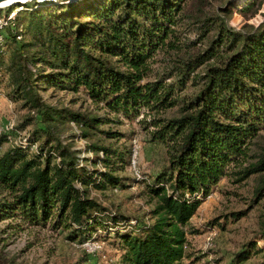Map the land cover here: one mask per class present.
<instances>
[{"label": "trees", "instance_id": "trees-1", "mask_svg": "<svg viewBox=\"0 0 264 264\" xmlns=\"http://www.w3.org/2000/svg\"><path fill=\"white\" fill-rule=\"evenodd\" d=\"M52 1L22 3L29 18L21 30L8 27L4 34L14 13L0 18V68L9 76L8 95L21 101L22 107L37 110L44 124L33 136L45 137L33 154L25 145L0 154V187L12 196L0 201V220L20 214L31 223L51 219L56 226L84 233L98 223L95 214L102 209L89 196L91 187L123 185L115 172L123 167L127 152L91 144L94 151L103 152L96 163L104 169L90 172L50 134L51 122L62 117L84 127L86 137L94 131L117 137L118 132L99 128L109 118L44 104L38 93L40 82L44 88L82 93L130 119L141 111L148 114L143 129L150 139L165 145L169 155L168 165L147 185L156 198V218L152 224L131 226L117 235L125 264H177L185 241L179 226L202 202L197 196L184 197L185 192L202 191L204 197L211 184L241 166L234 174L237 181L252 175L258 179L250 205L264 195V142H252L264 127V20L249 30H233L219 18L214 38L209 37L211 19L200 21L198 40L207 44L195 50V43L180 42L178 34L187 0H79L55 18L49 11L61 3ZM17 33H29L31 40L14 47L5 62L2 55ZM156 53L176 55L173 65L151 72L149 63ZM39 60L51 70L32 71L30 65ZM189 85L199 86L187 96ZM8 135H1L0 143ZM252 143L258 149L254 160L248 161ZM245 214L235 211L229 217ZM111 219L119 220L116 215ZM255 246L250 243L248 249L238 251L230 264L244 262Z\"/></svg>", "mask_w": 264, "mask_h": 264}, {"label": "rangeland", "instance_id": "rangeland-1", "mask_svg": "<svg viewBox=\"0 0 264 264\" xmlns=\"http://www.w3.org/2000/svg\"><path fill=\"white\" fill-rule=\"evenodd\" d=\"M76 1L79 0H55L61 5L49 12L55 18ZM3 6L0 8V18L14 13L11 23L4 28V34H7L8 27L10 31L21 30L22 23L29 18L27 8L22 4L17 7ZM183 10V21L178 26L180 42L195 43V50L204 49L207 44V40H198L200 21L208 22L211 19L209 37L214 38L217 32L215 24L221 22L219 18L233 30H249L264 20V0H187ZM14 19H18V23ZM29 40V33H19L16 41L9 44L2 55L3 60L8 62L14 47ZM178 55L184 56L182 53ZM175 58L176 55L156 53L149 63L151 72L168 69ZM30 69L41 73L51 70L41 60L30 65ZM198 86L189 85L185 94H193ZM11 88L8 73L1 66L0 136L9 134V137L0 143V154L19 145L29 146L30 154H33L45 138L43 134L36 138L33 131L44 123L40 121L37 110L22 107L21 101L10 98L8 91ZM38 93L42 102L52 108L109 118V122L99 128L118 132L117 137H109L101 131H94L86 137L83 135L84 127L62 117L51 122L50 134L53 140L74 152L79 157V164L90 172L104 169L100 162L96 163L98 158H102L103 152L94 151L91 144L111 146L127 152L123 167L115 172L123 185L103 190L91 187L89 196L95 198L102 209L95 214L98 223L91 225V230L84 233H75L62 225L56 226L51 219L45 223H31L18 213L0 220V264H125L122 258L124 250L117 233L131 226L137 229L141 224L148 225L155 221L153 211L156 198L149 193L147 185L152 184L168 165L167 148L159 141L150 139L143 129L142 120L148 118L145 111L130 119L109 111L103 103L94 102L82 93L56 87L44 88L40 82ZM257 135L252 142L263 143L264 127L257 131ZM254 144L247 150L245 158L248 161L254 160L252 156L258 149ZM239 168L241 166H236L233 170L237 172ZM236 172L211 184L204 197L202 191L192 195L184 193V197L196 199L197 196L202 202L193 216L179 226L185 233V241L182 244L184 255L177 264H230L235 254L248 249L250 243L256 246L251 249L250 257L241 264H264V195L251 206L257 175L237 181ZM76 185L80 187L81 184L78 182ZM9 199H12L11 194L0 187V201ZM243 210L246 211L244 216L238 219L229 217L231 212ZM111 215H116L119 220L115 223ZM258 248L261 250L256 251Z\"/></svg>", "mask_w": 264, "mask_h": 264}, {"label": "water", "instance_id": "water-1", "mask_svg": "<svg viewBox=\"0 0 264 264\" xmlns=\"http://www.w3.org/2000/svg\"><path fill=\"white\" fill-rule=\"evenodd\" d=\"M25 1H31V0H0V4L7 3V6L19 5V4L24 3ZM38 1H40V0H38ZM0 8H1V6H0Z\"/></svg>", "mask_w": 264, "mask_h": 264}, {"label": "bare ground", "instance_id": "bare-ground-1", "mask_svg": "<svg viewBox=\"0 0 264 264\" xmlns=\"http://www.w3.org/2000/svg\"><path fill=\"white\" fill-rule=\"evenodd\" d=\"M3 5H7V3H2V4H0L1 7H2Z\"/></svg>", "mask_w": 264, "mask_h": 264}]
</instances>
